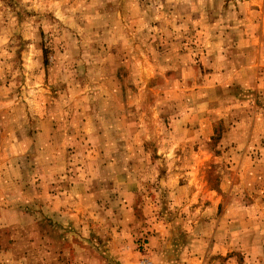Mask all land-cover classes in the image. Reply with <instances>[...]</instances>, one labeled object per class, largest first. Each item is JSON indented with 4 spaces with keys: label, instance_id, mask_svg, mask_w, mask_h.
<instances>
[{
    "label": "clouds",
    "instance_id": "obj_1",
    "mask_svg": "<svg viewBox=\"0 0 264 264\" xmlns=\"http://www.w3.org/2000/svg\"><path fill=\"white\" fill-rule=\"evenodd\" d=\"M212 3L0 0V128L8 133L0 164V264H178L180 251L183 264L190 258L241 264V256L243 264H264V227L241 228L208 209L200 219L189 215L188 242L177 239L174 249L148 237L133 209L139 201L149 224L165 199L175 209L186 191L177 188L187 167L184 146L199 143L202 152H214L224 143L205 144L186 127L219 96L170 102L188 80L211 76L197 71L198 56L217 79L231 70L224 31L228 21L236 28L244 23L236 11L244 5L234 0L215 19L206 10ZM205 50L215 53L214 62ZM156 90L164 95L154 96ZM225 103L221 110L228 111L255 101L228 109ZM245 127L233 124L229 134L238 147L221 159H239ZM229 203L247 210L239 197Z\"/></svg>",
    "mask_w": 264,
    "mask_h": 264
},
{
    "label": "rangeland",
    "instance_id": "obj_2",
    "mask_svg": "<svg viewBox=\"0 0 264 264\" xmlns=\"http://www.w3.org/2000/svg\"><path fill=\"white\" fill-rule=\"evenodd\" d=\"M233 2L234 0H224L221 9V0H213L206 10L214 13L215 19H219L226 16L229 4ZM240 3L244 5V10L241 11L240 5H236L237 19L244 23L236 28L235 22L228 21V27L224 31L230 42L228 60L231 62V70L225 72L222 69L223 78L217 79L216 69L208 67L204 56H198L195 66L197 71L203 70L211 73V76L201 75L195 82L188 80L186 88L178 95L174 94L176 98L170 101L174 105L190 100L200 103L209 97L219 96V100L213 99L208 110L199 113L194 123H189L186 127L200 132V141L205 144L208 140H214L217 144L223 140L224 143L214 152H202L199 143L184 146L182 152L188 154L185 161L187 167L177 181V188L186 190L182 193L184 198L175 209H170L169 201L165 199L163 209L156 213L157 221L154 224L148 223V215L139 208V201L133 205L136 218L142 221V227L147 229L146 235L157 237L158 244H164L167 240L174 249L177 239L184 244L188 242L186 222L189 215L200 219L197 214L208 209H216L217 215L223 213L226 219L241 228L254 229L257 225L264 227V111H261L264 109V0H240ZM188 11L191 12V9ZM192 15L196 18L199 13ZM191 35L195 37L196 31H191ZM182 42L188 43V40L184 39ZM157 46L163 47L159 43ZM190 47L195 49L196 44L193 43ZM180 54H186V50L181 49ZM204 55L208 56L209 62H214L215 53L209 55L205 50ZM8 81L4 82L5 86ZM200 93L208 95L197 99ZM153 95L163 96L164 92L156 90ZM220 100L226 101L225 109L231 104L248 100H254L255 104H248L243 108L231 107L225 111L221 110ZM4 115L5 113L0 112V117ZM147 119L154 121L151 113L147 114ZM240 122L246 124V127L241 129L244 133L241 138L244 147L237 152L238 160L233 161L229 157V160L225 161L221 157L238 147V142L229 133L233 124ZM150 126L154 128V123ZM7 138V130L0 128V164L7 159ZM177 167L183 168L184 165L179 164ZM237 189L240 191L237 192ZM168 192V189H164L162 196L167 197ZM235 197H239L241 202H246V211L232 203L226 206L225 200ZM152 199L155 200V196H152ZM144 243H150V240H145ZM140 251H146L143 245ZM181 255L182 251L177 255L178 264H183ZM232 255L240 254L233 251L227 253V256ZM196 258L199 259V254ZM216 258L226 259L221 253H217ZM240 260L243 264L242 256ZM187 264H195V261L190 258Z\"/></svg>",
    "mask_w": 264,
    "mask_h": 264
}]
</instances>
